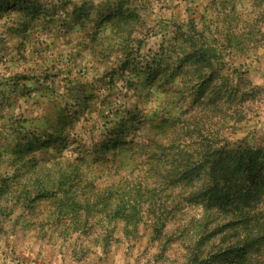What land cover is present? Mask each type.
Here are the masks:
<instances>
[{
	"label": "rangeland",
	"instance_id": "rangeland-1",
	"mask_svg": "<svg viewBox=\"0 0 264 264\" xmlns=\"http://www.w3.org/2000/svg\"><path fill=\"white\" fill-rule=\"evenodd\" d=\"M116 1L0 3V186L6 179L10 187L0 196V264H183L185 251L166 242V236L155 241L144 234L134 240L115 232L103 249L83 235L65 236L50 228L51 207L45 201L36 202L34 211L23 204L22 189L33 195V179L46 177L41 168L54 179L59 168L73 170L79 143L93 152L95 143L113 139L122 123L136 147L154 127L174 125L190 153L202 137L211 139L212 131L211 142L227 147L264 146V0H230L224 2L226 9L223 0H121L137 15L125 40L117 31L110 34L103 18ZM228 12L239 18L232 28L244 44L226 46L214 36L227 48L210 64L215 70L211 82L200 87L191 73L164 72L173 63L168 47L175 30L188 29L193 21L196 28L223 33ZM129 52L133 63L123 68ZM41 86L54 93L45 96ZM82 93L104 97V104L99 105L101 117L95 113L71 130L76 142L69 136H62V143L31 138L50 132L58 116L75 109L70 97ZM187 129L191 138H184ZM126 149H119L114 164L112 156L87 163V176L106 183L116 164L131 162ZM259 209L264 212V200ZM195 214L190 208L183 219Z\"/></svg>",
	"mask_w": 264,
	"mask_h": 264
},
{
	"label": "trees",
	"instance_id": "trees-1",
	"mask_svg": "<svg viewBox=\"0 0 264 264\" xmlns=\"http://www.w3.org/2000/svg\"><path fill=\"white\" fill-rule=\"evenodd\" d=\"M227 1L230 0L220 2L224 9ZM235 5L231 4V12ZM224 15L226 30L220 34L210 27L196 28L193 21L188 29L175 30L168 47L169 60L173 63H167L164 72H176L183 77L191 73L201 80L200 87L211 82L215 70L210 64L225 55L226 46L244 44L232 28L239 18L230 12ZM103 18L111 25L110 34L117 31L123 34L122 40L132 34L137 23L135 11L124 7L121 0L111 5ZM215 35L226 46L217 43ZM249 40L245 39V43ZM128 57L124 56L123 68L133 63L130 52ZM41 92L45 96L54 93L43 86ZM70 98L75 109L69 108L67 114L58 116L50 127L52 132L33 133V140L43 138L44 142L62 143L69 136V140L76 142L70 133L75 125L92 120L95 113L101 117L99 105L104 104V97L82 93ZM127 129L122 123L114 131L113 139L98 141L93 152L79 143L74 169L68 172L57 169L55 179L50 177L49 169L41 168L39 171L46 177L36 175L33 179L30 185L33 195L22 189L23 204H31L28 209L34 211L36 202L45 201L51 207L47 218L50 228L65 236L83 235L98 242L103 249L115 232L134 240L149 234L155 241L166 236V242L176 243L185 251L183 264H264V212L259 209L264 200V146L227 147L211 142L215 132L212 131L207 133L211 139L202 137L190 153L188 142H182L174 125L154 127L155 131L137 148L133 138L127 139ZM191 132L187 129L184 138H191ZM165 138L168 140L162 143ZM123 146L126 152H132L131 162L116 164L106 183L98 184L87 176V163L112 156L114 164ZM9 189L6 179H2L0 196H5ZM190 208L196 214L183 219ZM170 227L173 230H168Z\"/></svg>",
	"mask_w": 264,
	"mask_h": 264
}]
</instances>
